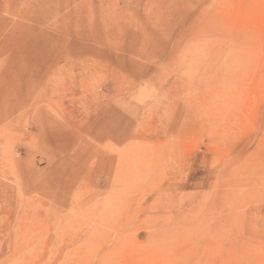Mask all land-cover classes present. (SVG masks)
Here are the masks:
<instances>
[{
  "label": "rangeland",
  "instance_id": "obj_1",
  "mask_svg": "<svg viewBox=\"0 0 264 264\" xmlns=\"http://www.w3.org/2000/svg\"><path fill=\"white\" fill-rule=\"evenodd\" d=\"M0 264H264V0H0Z\"/></svg>",
  "mask_w": 264,
  "mask_h": 264
},
{
  "label": "crops",
  "instance_id": "obj_2",
  "mask_svg": "<svg viewBox=\"0 0 264 264\" xmlns=\"http://www.w3.org/2000/svg\"><path fill=\"white\" fill-rule=\"evenodd\" d=\"M104 129H105V128H104ZM110 129H111V128L107 126L105 130H107V131H111ZM114 131H116V132L118 131L120 138H121L122 136L125 135V133H123L119 128H118V129H114ZM77 171L80 172V169H78ZM77 171H76V172H77ZM76 172L74 171V173H76ZM74 173H73V174H74ZM73 174H72V175H73ZM63 185H65V187H66V186H67V182L64 183Z\"/></svg>",
  "mask_w": 264,
  "mask_h": 264
}]
</instances>
